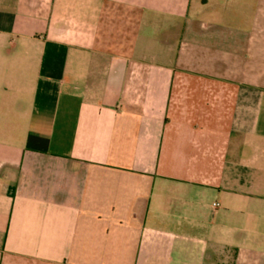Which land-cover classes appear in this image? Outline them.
<instances>
[{"label":"crops","instance_id":"crops-1","mask_svg":"<svg viewBox=\"0 0 264 264\" xmlns=\"http://www.w3.org/2000/svg\"><path fill=\"white\" fill-rule=\"evenodd\" d=\"M0 264H264V0H0Z\"/></svg>","mask_w":264,"mask_h":264},{"label":"rangeland","instance_id":"rangeland-1","mask_svg":"<svg viewBox=\"0 0 264 264\" xmlns=\"http://www.w3.org/2000/svg\"><path fill=\"white\" fill-rule=\"evenodd\" d=\"M157 32H160V29L159 30H157L156 32H154V33H157ZM159 38H160V35H159Z\"/></svg>","mask_w":264,"mask_h":264}]
</instances>
